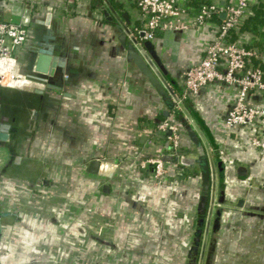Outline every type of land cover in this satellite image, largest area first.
Segmentation results:
<instances>
[{
    "label": "crops",
    "instance_id": "obj_1",
    "mask_svg": "<svg viewBox=\"0 0 264 264\" xmlns=\"http://www.w3.org/2000/svg\"><path fill=\"white\" fill-rule=\"evenodd\" d=\"M23 1L1 0L0 20H27L16 69L44 78L49 87L41 93L29 87H0V117L5 116L10 125L8 139L0 140V214L4 213L0 215V262L103 264L101 252L119 253L129 261L134 257L125 250L129 237L140 239L138 230H142L146 245L159 244L166 247L164 254L171 253L164 261L185 263L188 257L180 260L174 248L187 249L193 243L199 218L197 167L193 165L197 172L186 180L169 178L156 185L138 163L145 155L139 153L140 147H147L152 155L167 154L163 140L143 144L150 141L156 118L174 120L182 129L190 120L175 104L169 107L125 58L116 26L141 25L135 3L114 0L122 5L118 13L110 0H100L97 8L90 0L72 6L66 0H31V8ZM213 1L225 5L234 0ZM259 29H264V23ZM47 30L53 55L64 60L62 65L49 60L50 74L36 69ZM211 31H166L152 41L165 69L163 78L177 97L172 81L183 94V72L200 61ZM9 92L25 96L13 102L8 100ZM234 97L232 87L218 83L186 98L191 108L186 112L214 164L220 225L211 238L215 249L210 264H264V151L248 145L251 127L225 125ZM142 118L151 121L142 124ZM259 133L264 135L263 123ZM180 143L183 149L193 146L184 129ZM92 160L98 161L95 172L88 170ZM174 162L171 158L170 169ZM111 215L114 222L100 237L96 221L109 220ZM228 231H234V238ZM84 248L90 254H82Z\"/></svg>",
    "mask_w": 264,
    "mask_h": 264
},
{
    "label": "built area",
    "instance_id": "obj_2",
    "mask_svg": "<svg viewBox=\"0 0 264 264\" xmlns=\"http://www.w3.org/2000/svg\"><path fill=\"white\" fill-rule=\"evenodd\" d=\"M66 1L67 6H72L81 0ZM132 1L137 7L141 25L128 28L133 36L141 33L143 40L152 42L159 33L166 31L212 30V37L206 41L200 61L183 72V97L194 96L201 88L211 84L232 87L235 97L224 123L228 128L239 125L251 127L252 134L249 136L248 145L264 151V135L259 133L260 125L264 124V71L254 62L260 53L255 43L263 39L261 36L246 35L240 31L235 40L229 39L230 32L237 30L259 0H234L225 5L213 1L197 8L188 4L187 0ZM23 3L25 7L33 6L31 0H24ZM222 14L221 21L211 20L214 15ZM26 37V19L18 22L0 20V86L43 90L46 88L44 78L30 77L16 69V52L24 44ZM177 99L181 103V98ZM175 105L179 106L177 102ZM182 130L181 125L168 118L157 123L149 132L150 141H144L143 144L163 140L167 144V154L152 155L147 152V147H140L139 153L145 155L138 163L139 168L146 169L151 165L153 169L149 175L159 181L175 175L179 168L174 162L170 169L171 158L192 154V147L183 149L181 146ZM109 227L110 222L104 220L97 231L103 233Z\"/></svg>",
    "mask_w": 264,
    "mask_h": 264
},
{
    "label": "water",
    "instance_id": "obj_3",
    "mask_svg": "<svg viewBox=\"0 0 264 264\" xmlns=\"http://www.w3.org/2000/svg\"><path fill=\"white\" fill-rule=\"evenodd\" d=\"M104 15L109 18V15L105 9H103ZM224 15V14H222ZM122 17L127 22L130 23L128 19V15L126 12H123ZM116 30L118 31L117 39L120 43V46L125 52V58L133 62L135 66L139 69V71L146 77L148 83L154 88V90L162 97V99L168 104L169 107H173V105L177 102L178 105L184 110L187 114L190 123H186L183 126V129L192 143V155L191 156H183V157H173L172 159L175 162H180L186 166L196 165L198 170L199 177V195L198 202L196 205V212L199 215L197 220V228L194 232L193 243L189 248L188 252V262L186 264H194L196 261V255L198 252V244L200 240V236L202 234L203 229V242L201 244L199 261L198 264H202L204 258V248L206 236L208 233L210 218L213 212L214 205V164L212 161V157L210 151L205 144V141L202 137V134L196 124L193 122L192 118L188 115L186 110L182 107V104L178 102V99L171 88L168 86L166 81L163 78L162 73H165V69L154 49L153 42L149 40H143L142 34H138L137 36H133L125 24H121L120 26H116ZM52 35L50 31L47 30L46 34L43 36L44 44L43 47L39 50V56L36 63V69L41 72L52 73V70H46V63L49 60L52 62L58 61L59 65L64 63L62 58H58L56 55H53V47L48 42V38H51ZM142 40V42H141ZM49 87L48 85L46 86ZM31 88V87H30ZM37 93H41L42 89L40 88H31ZM173 98V99H170ZM10 125L7 123V118L5 116L0 117V140L5 141L8 139V131ZM169 134V130H167ZM98 161L92 160L88 166V170L95 172L97 170ZM104 166L99 167V172L103 171ZM106 190V188H105ZM241 201H239V204ZM207 209V216L206 215ZM4 215V213L0 214ZM205 221V223H204ZM205 224V225H204ZM1 232V227H0ZM215 249V241L211 239L209 246L207 248V253L205 255V264L211 263V258L213 257V252ZM0 264H2L0 262Z\"/></svg>",
    "mask_w": 264,
    "mask_h": 264
},
{
    "label": "trees",
    "instance_id": "obj_4",
    "mask_svg": "<svg viewBox=\"0 0 264 264\" xmlns=\"http://www.w3.org/2000/svg\"><path fill=\"white\" fill-rule=\"evenodd\" d=\"M91 1V6L92 8H97L98 7V3L100 2V0H90ZM110 2L114 5V9L119 13L122 10V5L114 0H110ZM213 2V0H187V3L190 5H193L195 8L199 7L201 4L204 3H210ZM211 20L216 22V21H221L220 16L219 15H214L213 17H211ZM264 23V2L263 1H258L256 4L253 5L252 8V13L249 14L248 16H246L242 22L240 23V25L238 26L237 30H232L230 32L229 35V39L230 40H235L237 38V33L240 32H244L246 35H258V36H262V41H258L255 43V45L259 48V54L258 56L255 58L254 62L256 64V66L260 67L263 71H264V29L260 30L259 27ZM136 25L139 26V22H136ZM136 26V27H138ZM237 31V32H236ZM161 33H159L158 35H160ZM157 35V36H158ZM254 35V36H255ZM172 87L173 89L178 92L179 94V98H181V104L182 107L185 110H190V105L187 101V97H183V94L181 93L180 87L177 86L175 83H173L172 81ZM177 108H179L178 110H182V108L180 106H178ZM176 109V108H174ZM166 118H164L163 116H160L158 118H156V120L153 122L155 123V125L159 122H161L162 120H164ZM142 122V124H146L148 122H150V119L147 118H142L140 120ZM170 146V145H168ZM176 165L178 166V172L175 175H171L169 176V178H173V179H177L180 181L186 180L187 177H189L191 174H193V172H197V170L195 169V167H187L183 164H181L180 162H176ZM153 169V167L151 165L147 166V168L145 169L146 171L150 172ZM219 171L220 173L222 172V167L219 166ZM219 219H220V210L217 209L211 219V235L212 237H216L217 233H218V229H219Z\"/></svg>",
    "mask_w": 264,
    "mask_h": 264
},
{
    "label": "rangeland",
    "instance_id": "obj_5",
    "mask_svg": "<svg viewBox=\"0 0 264 264\" xmlns=\"http://www.w3.org/2000/svg\"><path fill=\"white\" fill-rule=\"evenodd\" d=\"M12 93V98L10 97L8 100H13V102L15 100H18V99H21V98H24L25 96V93L22 92V94L20 93H13V92H9V95H11ZM14 95V96H13ZM20 97V98H19ZM153 177H149V180L153 183V184H160V183H163L164 180H160L159 179L157 180L156 178H153ZM217 205H216V202L214 201V205H213V210L215 211ZM109 220L106 218V222H111L110 224H112L114 222L113 220V216H109ZM88 221L90 220V216H88ZM93 220V219H92ZM96 221V219H95ZM157 222V221H156ZM104 223V220H101V222H98L96 221V229L98 228V226L100 224ZM155 223V222H154ZM95 225L93 224V228H95ZM155 226H157V223H155L154 225V228ZM249 227V225H247ZM136 229V228H135ZM203 229H204V226L202 228V234L200 236V240H199V244H198V252H197V255H196V261L194 264H198V261H199V254H200V249H201V244H202V240H203ZM88 230H90V228L88 227ZM138 234H140V239H136L135 241L129 237V242H130V245L125 249L127 252H129V254L131 256H134L133 258H130L129 261L128 260H123L121 259L122 256L119 255V253H115L113 254L112 252H107V253H104V252H101V259L102 261H105L106 263H103V264H172V260L171 259H168V261H164V258L166 256H171V253H167L168 250H166V254H164V250L166 249V247H161L159 244H153V245H146L145 242V233L141 230L139 231L138 230ZM154 232H156L154 230ZM230 232V234L228 236H231V238H234L233 236L235 235L234 234V231H228ZM241 232L239 231V234ZM97 235H99L101 237V235H105L103 233H100V232H97ZM103 237V236H102ZM211 238H212V235H211V223L209 225V229H208V233H207V236H206V245H205V248H204V258H203V261H202V264H205V255L207 253V248L209 246V243L211 241ZM137 242H142V245L138 246V245H135V243ZM150 244V243H149ZM190 248V247H189ZM189 248L186 249V247H182L181 248L179 247L178 249L174 248L175 251H179L178 254L180 256V260L181 258L182 259H186V257H188V252H189ZM230 249V248H229ZM232 249V248H231ZM89 248L87 249H83L82 251V254H85V255H88L90 254V252L88 251ZM188 250V251H187ZM221 252L225 251L224 249H220ZM171 252V251H170ZM220 252V254H221ZM226 252L229 254L231 253L232 251L229 250V252L226 250ZM187 253V255H185ZM224 253V252H223ZM109 257L110 259H106V257ZM111 256V257H110ZM171 258V257H169ZM189 259V257H188ZM188 261H186L185 263H182V264H186ZM87 262H84L83 264H86ZM89 264V263H87Z\"/></svg>",
    "mask_w": 264,
    "mask_h": 264
},
{
    "label": "flooded vegetation",
    "instance_id": "obj_6",
    "mask_svg": "<svg viewBox=\"0 0 264 264\" xmlns=\"http://www.w3.org/2000/svg\"><path fill=\"white\" fill-rule=\"evenodd\" d=\"M0 87H2V86H0ZM4 87V86H3Z\"/></svg>",
    "mask_w": 264,
    "mask_h": 264
}]
</instances>
